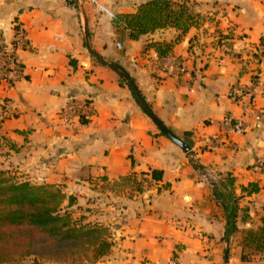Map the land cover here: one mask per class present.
I'll list each match as a JSON object with an SVG mask.
<instances>
[{
  "label": "crops",
  "instance_id": "0c3cea01",
  "mask_svg": "<svg viewBox=\"0 0 264 264\" xmlns=\"http://www.w3.org/2000/svg\"><path fill=\"white\" fill-rule=\"evenodd\" d=\"M99 1L102 12L71 0H0V38L10 42L18 24L29 41L18 54L22 77L11 86L0 82L7 100L0 134L14 146L2 148L0 169L20 171L11 174L19 181L60 186L76 200L74 218L108 227L110 253L94 264H225L221 181L233 179L235 196L255 183L259 191L238 205L251 209L254 224L264 215V173L255 167L264 161V0H187L203 18L199 26L179 38L167 28L136 40L116 16L145 0ZM85 33L95 53L128 73L194 161L159 133L119 75L94 61ZM257 75L263 82L245 133L222 137V119L242 115L228 92ZM83 101L92 116L64 125L59 111ZM213 137L219 140L208 144ZM152 170L162 179L143 192L120 181L131 173L149 178ZM232 240L227 264H264V251L240 262Z\"/></svg>",
  "mask_w": 264,
  "mask_h": 264
},
{
  "label": "trees",
  "instance_id": "16d2710c",
  "mask_svg": "<svg viewBox=\"0 0 264 264\" xmlns=\"http://www.w3.org/2000/svg\"><path fill=\"white\" fill-rule=\"evenodd\" d=\"M202 20L187 0H145L134 13L117 15L115 22L122 23L130 38L136 40L167 28L176 30L179 38ZM6 102L0 99V124L6 118L3 115ZM3 147L14 148L0 134V152ZM146 176L131 173L120 181L131 191L140 193L160 181L162 172L152 170L150 177ZM219 189L217 197L227 212L229 237L236 236L239 260L251 262L264 251V215L254 224L251 209L239 208L238 203L241 197L257 193L259 188L248 183L241 188V196H235L233 179L227 177ZM75 204L76 200L67 196L60 186L19 181L0 169V264H16L29 258L53 264H94L107 256L113 244L108 227L74 218ZM246 224L250 226L245 227Z\"/></svg>",
  "mask_w": 264,
  "mask_h": 264
},
{
  "label": "built area",
  "instance_id": "2783aa9c",
  "mask_svg": "<svg viewBox=\"0 0 264 264\" xmlns=\"http://www.w3.org/2000/svg\"><path fill=\"white\" fill-rule=\"evenodd\" d=\"M71 2L77 5L87 3L93 6L98 12H102L103 10L98 0H71ZM193 10L195 11L196 9L193 8ZM28 45L29 41L26 31L18 24L13 26V38L10 42L0 38V82L11 86L22 77L23 66L19 61L18 54L19 51L27 48ZM117 47L119 48L120 46L117 44ZM176 66L180 71L184 70L181 63H176ZM262 82L261 75H257L251 85L235 87L228 92V98L239 104L242 115L240 118L226 116L222 119L221 123L224 130L222 137L226 138L231 134L241 135L245 133L244 119L251 114L254 108L258 88ZM57 115L64 125H68L73 118L89 119L92 116V109L90 103L87 101L72 102L59 111ZM218 140L219 137H213L209 140L208 144L212 145ZM255 167L264 173L263 160L258 158ZM171 264H177V262L172 260Z\"/></svg>",
  "mask_w": 264,
  "mask_h": 264
},
{
  "label": "water",
  "instance_id": "95a60500",
  "mask_svg": "<svg viewBox=\"0 0 264 264\" xmlns=\"http://www.w3.org/2000/svg\"><path fill=\"white\" fill-rule=\"evenodd\" d=\"M85 45L87 47L88 53L91 55V57L94 59V61L102 67L108 68L117 75L125 82L127 85L133 99L137 103V105L142 109V111L146 114V116L150 119V121L155 125V127L158 129L159 133L163 136H165L167 139L172 141L173 144H175L177 147H179L184 153H186L192 161H194V156L193 153L190 151L189 146L181 141L177 136H175L157 117L156 115L152 112L150 106L148 103L145 102L143 97L140 95L139 91L137 90V87L133 83L131 77L128 75V73L121 68L119 65L115 63H110L105 61L101 56H99L97 53H95L91 47L89 46L88 42V36L85 33ZM195 163V162H194ZM198 169L203 170V167L198 166ZM228 225L229 221L227 218V230H226V246H225V251H224V263H228V257H229V232H228Z\"/></svg>",
  "mask_w": 264,
  "mask_h": 264
},
{
  "label": "rangeland",
  "instance_id": "374dc122",
  "mask_svg": "<svg viewBox=\"0 0 264 264\" xmlns=\"http://www.w3.org/2000/svg\"><path fill=\"white\" fill-rule=\"evenodd\" d=\"M98 2H99V4H100L101 1L98 0ZM4 157H6V155H5V154H2V156L0 157V159H1V158H4ZM1 160H2V159H1ZM12 173H13V175H15L16 177H19L20 175H16V173H21V172H20V171L17 172L16 170L12 169V170H11V174H12ZM15 176H14V177H15ZM232 243H233V244H236V243H237L236 236H235V238L232 240Z\"/></svg>",
  "mask_w": 264,
  "mask_h": 264
}]
</instances>
